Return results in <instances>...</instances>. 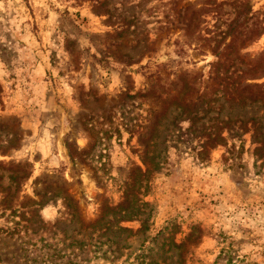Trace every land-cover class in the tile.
Here are the masks:
<instances>
[{
	"label": "rangeland",
	"instance_id": "rangeland-1",
	"mask_svg": "<svg viewBox=\"0 0 264 264\" xmlns=\"http://www.w3.org/2000/svg\"><path fill=\"white\" fill-rule=\"evenodd\" d=\"M0 264H264V0H0Z\"/></svg>",
	"mask_w": 264,
	"mask_h": 264
}]
</instances>
